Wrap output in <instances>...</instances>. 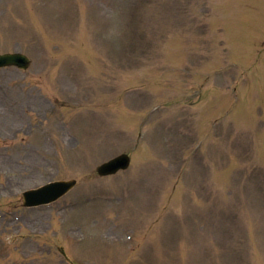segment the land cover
<instances>
[{
    "label": "rangeland",
    "instance_id": "obj_1",
    "mask_svg": "<svg viewBox=\"0 0 264 264\" xmlns=\"http://www.w3.org/2000/svg\"><path fill=\"white\" fill-rule=\"evenodd\" d=\"M11 51L0 264H264V0H0Z\"/></svg>",
    "mask_w": 264,
    "mask_h": 264
},
{
    "label": "water",
    "instance_id": "obj_2",
    "mask_svg": "<svg viewBox=\"0 0 264 264\" xmlns=\"http://www.w3.org/2000/svg\"><path fill=\"white\" fill-rule=\"evenodd\" d=\"M7 64H17L21 67H27L29 59L22 54H5L0 55V66ZM130 164V157L127 154H122L109 162L104 163L99 167L101 174L114 173L119 169H126ZM75 182H58L45 186L38 190H33L25 193L27 204L41 203L49 201L71 187Z\"/></svg>",
    "mask_w": 264,
    "mask_h": 264
}]
</instances>
